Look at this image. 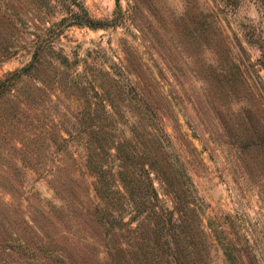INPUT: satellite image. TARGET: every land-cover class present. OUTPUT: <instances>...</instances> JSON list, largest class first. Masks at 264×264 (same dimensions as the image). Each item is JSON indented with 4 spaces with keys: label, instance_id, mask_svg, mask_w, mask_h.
<instances>
[{
    "label": "rangeland",
    "instance_id": "obj_1",
    "mask_svg": "<svg viewBox=\"0 0 264 264\" xmlns=\"http://www.w3.org/2000/svg\"><path fill=\"white\" fill-rule=\"evenodd\" d=\"M261 45L264 0H0V78L40 48L0 99V264H110L87 156L120 183L127 152L166 205L168 159L205 264H264Z\"/></svg>",
    "mask_w": 264,
    "mask_h": 264
},
{
    "label": "trees",
    "instance_id": "obj_2",
    "mask_svg": "<svg viewBox=\"0 0 264 264\" xmlns=\"http://www.w3.org/2000/svg\"><path fill=\"white\" fill-rule=\"evenodd\" d=\"M86 24H95L99 21L92 17H85L80 21ZM261 62L264 67V45ZM40 48L34 50L33 59L15 71L12 79L0 78V99L7 98L13 89L12 80H19L22 74H29L36 67V56ZM66 56L60 57L64 63ZM141 144V143H140ZM98 146H103L101 141ZM143 155L127 152L120 156L122 163L117 175L120 183H115L114 173L104 167L101 156L88 154L87 163L97 176L95 186L102 204H96L99 209L100 221L110 228L112 242L106 247L110 264H205L207 251L204 249L202 233L204 227L194 225L191 219L181 213V200L178 194L176 177L167 170L168 159L164 158L157 167L162 173V180L169 186L171 202L166 205L160 197L153 180L149 177V170L142 163ZM148 164L151 165V162ZM139 168V171L136 170ZM175 186V187H174ZM106 207V208H105ZM130 209L127 220L116 216L112 211L120 214ZM111 210V211H110ZM190 213H194L190 208ZM122 214V213H121ZM191 218V216H188ZM132 225V222H134ZM25 242V241H24ZM186 256L182 259L181 255ZM59 257L61 264H75L76 259Z\"/></svg>",
    "mask_w": 264,
    "mask_h": 264
}]
</instances>
